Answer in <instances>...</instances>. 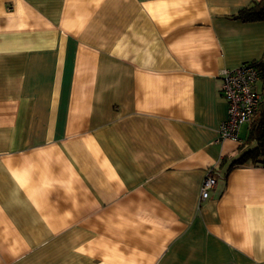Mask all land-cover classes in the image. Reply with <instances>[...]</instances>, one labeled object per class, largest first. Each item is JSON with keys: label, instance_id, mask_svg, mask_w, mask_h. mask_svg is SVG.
I'll return each mask as SVG.
<instances>
[{"label": "crops", "instance_id": "crops-1", "mask_svg": "<svg viewBox=\"0 0 264 264\" xmlns=\"http://www.w3.org/2000/svg\"><path fill=\"white\" fill-rule=\"evenodd\" d=\"M253 1L0 0V264H264L251 121L219 133Z\"/></svg>", "mask_w": 264, "mask_h": 264}, {"label": "built area", "instance_id": "built-area-1", "mask_svg": "<svg viewBox=\"0 0 264 264\" xmlns=\"http://www.w3.org/2000/svg\"><path fill=\"white\" fill-rule=\"evenodd\" d=\"M220 77L221 93L229 104L227 118L219 126L220 137L240 141L241 126L253 119L262 100V94L257 88L260 82L259 73L257 67L248 62L234 68L223 69ZM212 172L213 169H210L203 179L201 199L209 196L216 183V177Z\"/></svg>", "mask_w": 264, "mask_h": 264}, {"label": "trees", "instance_id": "trees-1", "mask_svg": "<svg viewBox=\"0 0 264 264\" xmlns=\"http://www.w3.org/2000/svg\"><path fill=\"white\" fill-rule=\"evenodd\" d=\"M232 17L242 21H260L264 20V0L253 1L250 5L238 9ZM253 63L258 70L262 100L251 120L248 142H255V145L242 152L241 156L233 161L229 170L235 165L249 163H264V54Z\"/></svg>", "mask_w": 264, "mask_h": 264}]
</instances>
